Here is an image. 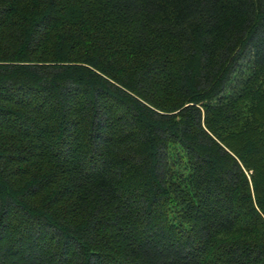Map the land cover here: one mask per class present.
I'll return each instance as SVG.
<instances>
[{
    "label": "trees",
    "instance_id": "obj_1",
    "mask_svg": "<svg viewBox=\"0 0 264 264\" xmlns=\"http://www.w3.org/2000/svg\"><path fill=\"white\" fill-rule=\"evenodd\" d=\"M0 264H264V0H0Z\"/></svg>",
    "mask_w": 264,
    "mask_h": 264
}]
</instances>
